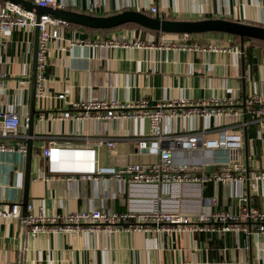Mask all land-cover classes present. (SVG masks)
I'll use <instances>...</instances> for the list:
<instances>
[{"label": "crops", "instance_id": "obj_1", "mask_svg": "<svg viewBox=\"0 0 264 264\" xmlns=\"http://www.w3.org/2000/svg\"><path fill=\"white\" fill-rule=\"evenodd\" d=\"M57 3L59 8L94 16L123 10L148 13V6L154 3L162 19L223 18L264 27V0H57ZM34 32L28 27L6 31L0 43V72L5 74L0 109H12L22 122L29 116ZM114 32L122 33L129 43L145 40L150 34L136 27L104 31L69 23L62 31V38L49 41L45 67L47 96L37 97L34 107L28 202L41 205L48 215L90 208L121 212L127 210L129 204L144 207L146 202L142 199L152 192L149 188H128L114 178L90 181L75 176V180H66L59 174H46L41 151L47 142L72 148L92 146L99 137H113V147L97 148L101 164L119 167L158 161L157 154L137 148V140L149 134L147 118L100 121L53 120L50 117V114L63 111L72 112L71 102L144 99L152 108L172 98H184L192 105H208L213 97H225L231 102L229 105L241 113L236 118L192 115L162 120L165 132L197 131L207 139H214L221 131H226L241 143L237 159L243 165L244 180L238 183L209 181L200 188L186 185L180 207L188 212L198 207L205 210L208 206L202 204L201 199L210 198L211 209L234 210L237 195L243 194L244 204L264 209V180H254L250 176L251 172L264 171V120H254L246 112L245 105L249 95L264 94L262 40L244 41L239 53L233 49L240 50V42L231 34L212 32L188 34L187 41L203 45L212 42L225 51L88 45L97 37L110 36ZM153 35L155 42L161 36L184 39L180 34ZM70 40L75 43L70 44ZM58 94L64 97L57 98ZM40 113L44 114L43 119L39 118ZM22 128L26 141L28 129ZM214 153L217 152L211 149L185 150L176 153L173 159L176 164L204 162L199 172H209L220 168L211 164ZM24 176L25 155L0 153V204L12 201L21 204ZM0 264H264V235L248 236L242 231L42 232L32 238L22 217L0 219Z\"/></svg>", "mask_w": 264, "mask_h": 264}, {"label": "built area", "instance_id": "obj_2", "mask_svg": "<svg viewBox=\"0 0 264 264\" xmlns=\"http://www.w3.org/2000/svg\"><path fill=\"white\" fill-rule=\"evenodd\" d=\"M41 7L59 8L57 0H26ZM149 15L162 18L156 4L147 8ZM38 27L37 66L35 80V96L45 97V67L47 65L46 52L51 39L62 38L63 29L69 22L42 14L39 17L32 11L25 10L17 4L0 0V43L3 34L14 29ZM110 36H99L88 45L92 47L116 48L135 46L138 48H173L187 51H225L212 42L199 44L188 42V34H180L184 38L165 39L161 36L155 42V36L150 33L145 40L136 39L129 43L125 36L111 33ZM178 36V34H175ZM180 38V37H179ZM80 41L79 43H81ZM74 44V41H69ZM85 43V42H84ZM232 50L233 48H227ZM235 53L241 52L234 48ZM5 74L0 72V93L4 87ZM58 94L57 98H63ZM225 97H213L208 105L204 103L192 105L184 98H172L158 102L155 107H149L144 99L135 102H121L116 99H88L71 102V111L50 114L53 120H131L147 118L149 134L137 140L138 151L146 150L157 154L158 161L152 164L129 163L119 167L103 165L97 157V148L101 146L113 147L115 138L99 137L92 146L72 148L57 147L50 142L42 147L41 157L46 166V174H59L66 180L76 177L90 181L114 178L128 188H149L150 196L143 198L144 207L129 204L127 210L117 212L106 209L90 208L87 210H72L64 215H48L41 205L27 203L26 215L21 216L19 201L3 202L0 204V219L12 220L22 217L27 233L35 238L39 233L78 234L91 232L117 233L120 231L141 232H244L248 236L264 235V209H257L244 204L246 198L238 194V202L234 210H213L209 206L210 198H202L201 203L208 206L190 212L180 207L183 188L186 185L200 188L209 181H223L238 183L244 180L243 165L237 159L238 149L241 147L237 140L221 131L218 138L207 139L202 132H165L161 123L165 117L224 116L236 118L241 113L229 104ZM246 112L254 120H264V94H251L245 101ZM40 119L44 114L40 113ZM24 124V125H23ZM27 127V119L21 121L17 112L12 109H0V153L11 152L26 154V138L23 128ZM6 139H12L13 141ZM214 150L212 165L219 166L218 170L205 172L199 167L204 162L194 164L174 162V155L185 150ZM75 154V156H74ZM61 157V159H59ZM67 159V160H64ZM203 163V164H202ZM76 176V177H75ZM254 180H264V171L250 173ZM45 178H49L45 175ZM132 200V199H131Z\"/></svg>", "mask_w": 264, "mask_h": 264}, {"label": "water", "instance_id": "obj_3", "mask_svg": "<svg viewBox=\"0 0 264 264\" xmlns=\"http://www.w3.org/2000/svg\"><path fill=\"white\" fill-rule=\"evenodd\" d=\"M19 7L32 11L39 17L42 14H48L52 17L63 19L69 23L85 26L93 29H112L124 24H136L143 28L170 34H193L206 32H222L236 35L239 37L240 51L243 50V39L253 38L264 41V27L245 24L223 18H205L200 20H179V19H162L158 16H151L139 10H123L121 12L106 15L94 16L85 13L73 12L63 8L41 7L26 0H8ZM33 41V58L32 70L30 75V103L29 116L27 118V135L26 154H25V176H24V193L21 202V215H26L27 191L29 184V169L31 162L32 136L35 113V80L37 66V47H38V27L34 28ZM61 159V157H59ZM22 222L24 224L23 218ZM25 226V224H24Z\"/></svg>", "mask_w": 264, "mask_h": 264}, {"label": "trees", "instance_id": "obj_4", "mask_svg": "<svg viewBox=\"0 0 264 264\" xmlns=\"http://www.w3.org/2000/svg\"><path fill=\"white\" fill-rule=\"evenodd\" d=\"M144 13H146V12H144ZM146 14L149 15V13H146ZM119 27H136V28H141V29H143V30H145V31H148V32H150V33H152V34H159V33H161V32L153 31V30H149V29L143 28V27H141V26H139V25L131 24V23L124 24V25L119 26ZM116 28H118V27H116ZM112 29H114V28H112ZM112 29H111V30H112ZM95 30H104V31H105V30H110V29H95ZM212 33H222V32H212ZM231 35H232V34H231ZM232 36H233L234 40H236L237 42L240 41L238 36H236V35H232ZM246 40H248V41H250V42H259L258 39H253V38H244V39H243V41H246ZM261 42H263V44H264V41H261Z\"/></svg>", "mask_w": 264, "mask_h": 264}, {"label": "bare ground", "instance_id": "obj_5", "mask_svg": "<svg viewBox=\"0 0 264 264\" xmlns=\"http://www.w3.org/2000/svg\"><path fill=\"white\" fill-rule=\"evenodd\" d=\"M74 156H75V154H74ZM64 160H67V159H64Z\"/></svg>", "mask_w": 264, "mask_h": 264}]
</instances>
